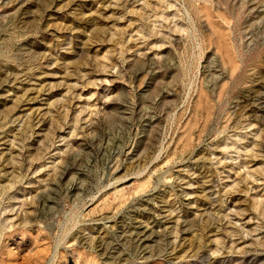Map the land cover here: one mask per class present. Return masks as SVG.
Masks as SVG:
<instances>
[{
  "label": "rangeland",
  "instance_id": "374dc122",
  "mask_svg": "<svg viewBox=\"0 0 264 264\" xmlns=\"http://www.w3.org/2000/svg\"><path fill=\"white\" fill-rule=\"evenodd\" d=\"M0 264H264V0H0Z\"/></svg>",
  "mask_w": 264,
  "mask_h": 264
},
{
  "label": "bare ground",
  "instance_id": "6f19581e",
  "mask_svg": "<svg viewBox=\"0 0 264 264\" xmlns=\"http://www.w3.org/2000/svg\"><path fill=\"white\" fill-rule=\"evenodd\" d=\"M143 237V236H142ZM140 239V238H139Z\"/></svg>",
  "mask_w": 264,
  "mask_h": 264
}]
</instances>
